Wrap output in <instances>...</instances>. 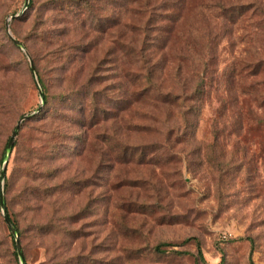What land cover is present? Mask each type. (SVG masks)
<instances>
[{
	"label": "rangeland",
	"instance_id": "obj_1",
	"mask_svg": "<svg viewBox=\"0 0 264 264\" xmlns=\"http://www.w3.org/2000/svg\"><path fill=\"white\" fill-rule=\"evenodd\" d=\"M148 1L30 0L9 31L34 76L0 0V172L46 96L0 183L23 264H264V0Z\"/></svg>",
	"mask_w": 264,
	"mask_h": 264
},
{
	"label": "water",
	"instance_id": "obj_2",
	"mask_svg": "<svg viewBox=\"0 0 264 264\" xmlns=\"http://www.w3.org/2000/svg\"><path fill=\"white\" fill-rule=\"evenodd\" d=\"M29 2H30V0H24V4H23V8H22L21 12H19L18 14L14 15V16H10L9 17V20L6 21V23H5V29H6L8 38L17 47H19L24 52V54H25V56H26V58H27V60L29 62L31 73L35 76L34 65H33V62H32V59H31L29 53L23 48V46L17 40H15L12 37V35L10 34V31H9V21L19 18L24 13V11L28 8ZM38 94H39V97H40V100H41V106H39L36 109V111L33 112L32 114L22 116L18 120V122L16 123V125H15V127H14V129H13V131H12L10 137H9V139H8V142L6 144V148H5V151H4V155H3L2 168H1V172H0V183H1V186H3V183H4L7 162L9 160V158H10L11 151L13 149L15 140L17 138V135H18V132H19V130L21 128L22 123L24 121L28 120L32 115L38 113L40 111L41 107L44 104V95H43V92L41 90L40 85H38ZM0 209H1V212H2L3 221L6 224L7 228L9 229L10 233L12 234V236L14 238L17 257H18V259L20 261V264H23V255H22L21 246H20V243H19L17 231H16L15 227L13 226V224H12V222H11L7 212H6V207H5V204H4V198H3L2 189L0 191Z\"/></svg>",
	"mask_w": 264,
	"mask_h": 264
},
{
	"label": "trees",
	"instance_id": "obj_3",
	"mask_svg": "<svg viewBox=\"0 0 264 264\" xmlns=\"http://www.w3.org/2000/svg\"><path fill=\"white\" fill-rule=\"evenodd\" d=\"M126 1H130L132 5H138V10H137V8H135V10L137 12L142 10V9H139L140 6L144 10V8H146V6L149 4L148 0H144V2L142 0H126ZM126 3H129V2H126ZM29 5H31V3ZM258 11L263 12L262 10H259V9H258ZM49 45H50V47H52L51 48L52 52H50V54H49L50 57L52 58V61L57 59V57L60 58L59 57L60 52H59V49L57 48V46H58L57 43L50 42ZM249 67H250V74L253 75V77H254V80L251 84V89L254 90L252 102L254 103L255 111H257V109H261L262 110L261 114L263 115V113H264V80H262V81L256 80L257 75L259 74V71H260L259 66L256 62L251 64ZM40 85L42 87L44 100L46 101V96H45V92H44L45 89H44L43 85L41 84V82H40ZM263 128H264V123H263ZM14 146H15V143H14ZM14 146H13V148H14ZM27 177L29 178V175H27ZM30 201L31 200L28 199V202H30ZM12 224L15 227V229L18 230L17 226L13 222H12ZM189 241H193L194 245L196 246L197 257H198L199 261L203 263L204 260H203V256L201 253V248H200L199 242L194 238H188L187 240H185V242H189ZM20 246H21V244H20ZM161 247H163V246L159 245L155 248L158 253L164 252V250H161ZM179 254H181V253H179ZM222 263H223V260L220 262V264H222ZM249 263L253 264L251 261H249Z\"/></svg>",
	"mask_w": 264,
	"mask_h": 264
}]
</instances>
